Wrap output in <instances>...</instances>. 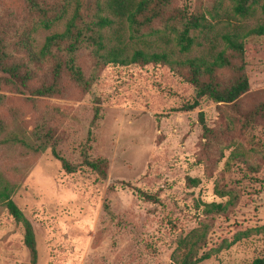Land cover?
I'll list each match as a JSON object with an SVG mask.
<instances>
[{"label":"rangeland","instance_id":"1","mask_svg":"<svg viewBox=\"0 0 264 264\" xmlns=\"http://www.w3.org/2000/svg\"><path fill=\"white\" fill-rule=\"evenodd\" d=\"M56 6L69 4L65 17L49 29L35 28L23 0H0V37L9 49L27 60L25 49L15 46L28 36L34 49L64 29L74 0H43ZM264 0H257L252 14L233 13V0H175L176 7L203 14L211 29L196 33L197 44L179 52L171 32L129 38L118 29L126 52H168L174 59L205 56L208 40L215 50L223 36L240 34L264 25ZM118 25L105 30V42L116 44ZM110 37V39H109ZM249 90L235 105L208 99L192 110L179 108L192 101L195 91L167 65L160 62L105 65L88 92L62 78L64 94L37 97L18 94L4 84L0 72V118L7 132L0 136V184L11 187V199L33 224L37 264H176V240L199 224L194 204L220 202L215 183L239 190L237 207L229 221L212 220V246L234 232L264 225V121L246 126L244 113L264 98V35L242 40ZM82 69L91 66L89 53L78 58ZM32 85L49 79L48 64L34 66ZM221 82L230 72H217ZM100 110L94 120V108ZM203 112L209 127L221 131L206 146L198 120ZM51 129L59 157L76 164L82 148L92 158H105L103 181L86 171L68 174L51 149L34 153L7 137H29L39 128ZM237 149L249 157L256 170L230 160ZM197 178L194 186L188 179ZM124 183H130L132 189ZM136 188L158 193L157 202L138 195ZM264 257V230L253 231L227 249L197 264H251ZM0 264H31L23 244V228L0 205Z\"/></svg>","mask_w":264,"mask_h":264},{"label":"trees","instance_id":"2","mask_svg":"<svg viewBox=\"0 0 264 264\" xmlns=\"http://www.w3.org/2000/svg\"><path fill=\"white\" fill-rule=\"evenodd\" d=\"M30 17L35 21V28L49 29L55 22L62 20L69 4L56 6L43 0H23ZM72 14L65 21L64 29L49 35L39 49H34L28 36L19 40L15 46L21 45L27 54V60H22L16 52L11 51L4 38L0 37V72L5 74L4 84L9 85L18 94L29 95V100L37 97H53L64 94L62 78H67L83 92H88L97 80L101 69L109 63L132 64L138 62H160L167 65L185 83L195 91L192 101L181 106L183 111L192 110L200 105L204 99L228 105H235L240 96L245 94L251 84L250 76L244 65L243 39L253 35H264V25L251 28L240 34H226L223 36L224 46L215 50L212 40H208V50L205 56L186 59H174L168 52H146L140 49L126 52L124 40L118 29H127L129 38H139L153 35L155 25L161 26L160 33L171 32L179 52H188L197 44L196 33H203L212 27L205 16L199 13H189L176 7L175 0H74ZM233 13L240 17L252 14L257 0H233ZM264 12V2L262 4ZM117 24L116 44L109 46L105 42V30ZM106 35V36H105ZM108 37V36H107ZM110 39V37H109ZM89 53L91 66L85 72L78 62L79 56ZM48 64L50 75L39 85H32L35 79L34 66ZM221 68L229 70L231 76L227 83L219 80L217 72ZM2 95L0 94V104ZM99 106L94 108V120L98 118ZM246 126L256 120L264 121V98L244 113ZM199 124L203 137L207 139L206 146L216 142L221 131L208 126L203 112L198 113ZM7 132L5 121L0 118V136ZM10 142L21 144L27 151L40 153L50 148L53 155L60 160L61 168L68 174L86 171L103 181L107 176L108 163L105 158L90 157L87 149L82 148L80 162L70 163L59 157L55 151L57 140L51 129L43 127L33 132L31 136L13 134L7 137ZM230 160H239L249 170H256L249 157L234 149ZM192 186L198 183L197 178L188 179ZM134 189L130 183H124ZM138 195L144 199L157 202L158 193H148L136 188ZM214 192L220 202L194 204L193 209L199 217V224L179 236L176 240V264H197L209 259L214 253L227 249L237 241L247 238L253 231L264 230L247 228L234 232L231 238H223L212 246V220L222 218L229 221L230 214L237 207L240 190L233 186L224 187L215 183ZM11 187L0 184V205L23 228V244L28 252L31 264L38 262V249L33 224L23 214L21 209L11 199ZM251 264H264V257L255 258Z\"/></svg>","mask_w":264,"mask_h":264}]
</instances>
